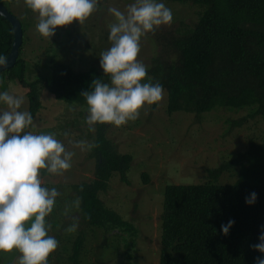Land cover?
Listing matches in <instances>:
<instances>
[{
    "label": "trees",
    "instance_id": "1",
    "mask_svg": "<svg viewBox=\"0 0 264 264\" xmlns=\"http://www.w3.org/2000/svg\"><path fill=\"white\" fill-rule=\"evenodd\" d=\"M13 1L17 0H0L8 9ZM167 1L199 8L191 24L183 22L174 31L158 27L150 32L157 47L153 48L155 53L146 70L149 82L161 84L166 92L167 113H195L200 120L213 109L247 110L245 115L230 119L232 128L258 117L264 120V0ZM22 25L24 37L16 64L2 71L0 78L16 77L26 87L33 125L24 131L31 132L44 107L43 88L56 99L79 106L86 121L88 105L81 93L91 91L95 79L110 83V76L97 66L77 72L73 68L77 60L57 61L52 52L47 55V74L28 76L24 52L27 29ZM12 42V25L0 15V56L7 57ZM18 66L20 76L16 74ZM77 123L74 121V125ZM98 126L96 132L88 128L95 145L89 155L96 159L95 178L73 185L84 226L76 229L78 233L73 238L65 239L63 233L56 235L63 264L84 262L86 241L97 229L103 230L106 242L111 232L120 238L126 232L132 238L138 235L134 224L100 196L109 189L114 176L130 183L128 173L134 157L117 150L106 136L107 123ZM207 172L204 182L166 185L159 223V264H256L257 257L264 258V253L251 247L260 243L264 233V133L250 137L245 150L207 168ZM224 175L234 180L223 181ZM143 176L148 182V174ZM252 193H256V200L248 204L246 198ZM229 220L235 223L225 235L221 225H227ZM105 240L100 248L106 246ZM124 245L126 257L133 261L132 247Z\"/></svg>",
    "mask_w": 264,
    "mask_h": 264
},
{
    "label": "rangeland",
    "instance_id": "2",
    "mask_svg": "<svg viewBox=\"0 0 264 264\" xmlns=\"http://www.w3.org/2000/svg\"><path fill=\"white\" fill-rule=\"evenodd\" d=\"M134 2L135 0H99L97 10L84 24L80 25L74 20L71 24L57 26L55 34L50 38L43 37L36 30L38 13L32 12L24 1L9 3L11 12L27 29L24 52L29 67L28 76L47 74L49 52H52L51 56L55 55L54 59L57 61L77 60L76 66H73L77 72L85 71L91 66L102 69L100 54L111 47L108 38L110 26L116 22L108 8L115 7L126 12L127 6ZM157 2L164 3L173 15L172 23L159 26L161 30L174 31L183 22L191 24L197 18L199 8L194 5L167 0ZM150 37L152 38L148 32L140 39L137 60L145 67L155 53L153 48L157 47ZM62 39V43H59ZM88 44L90 48H87ZM16 74L20 76V66L16 69ZM2 79L0 78V93L7 91L21 97L23 103L19 110L28 111L26 87L16 77ZM149 81L147 75L142 82ZM166 98L164 91L161 101L145 104L134 121L130 120L120 127L108 124L106 136L115 143L120 153H130L134 159L128 173L130 183L114 176L109 189L101 192L100 196L105 204L134 224L138 235L137 238H132L126 232L120 238L111 232L107 234L106 242L103 230L97 229L95 235L86 241L82 264H98L99 261L103 264H159V223L166 185L204 182L207 179V168L216 167L245 150L250 137L264 133V120L259 117L251 119L242 127H231L230 119L245 115L247 110L213 109L197 120L195 113L176 111L168 114ZM42 99L44 107L37 115L31 132L52 134L65 145L67 151L74 152L69 170L59 175L41 170L40 176L42 186L56 188L59 192L52 212L46 217V225L50 226L48 234L56 238V235L63 233L65 239H69L77 235V228L81 230L84 226L73 185L95 178L96 167V159L89 156L91 149L82 151L73 147L72 142L86 141L93 144V138L88 124L80 114L79 106L56 99L45 88L42 89ZM4 110H7V106L0 103V112ZM76 120L78 123L74 125ZM98 127L96 124L92 132H96ZM144 173L148 174V182L144 181ZM224 176L223 181L234 180L228 178L229 175ZM73 224L77 225L76 229L69 231ZM104 240L106 246L100 248ZM125 243L132 247L130 252L133 254V261L126 257ZM56 252L57 249L49 255L48 264H63L62 257ZM20 255L16 249L0 250V264H19Z\"/></svg>",
    "mask_w": 264,
    "mask_h": 264
},
{
    "label": "clouds",
    "instance_id": "3",
    "mask_svg": "<svg viewBox=\"0 0 264 264\" xmlns=\"http://www.w3.org/2000/svg\"><path fill=\"white\" fill-rule=\"evenodd\" d=\"M24 3L38 13L36 30L50 38L57 26L74 20L84 24L97 10L99 0H24ZM108 12L116 22L110 26L111 47L101 52L100 66L110 76V83L95 79L93 89L81 93L88 105L86 123L91 130L96 124L120 127L134 121L145 104L157 103L164 95L161 84L142 82L148 73L137 57L143 35L172 23L171 9L157 0H135L126 12L115 7H109ZM6 65V57L0 56V66ZM0 103L7 106V110L0 112V250H18L19 264H48V257L59 242L48 234L46 217L52 212L59 192L42 186L41 170L62 174L71 168L74 152L67 151L52 134L24 131L33 125V116L19 110L21 97L5 91L0 93ZM72 143L82 151L95 147L86 141ZM255 200L256 193H252L245 202L253 204ZM234 223L229 220L227 225H221L223 234L227 235ZM76 227L73 224L68 230L74 231ZM259 240L251 247L264 253V233ZM256 264H264V258L257 257Z\"/></svg>",
    "mask_w": 264,
    "mask_h": 264
},
{
    "label": "water",
    "instance_id": "4",
    "mask_svg": "<svg viewBox=\"0 0 264 264\" xmlns=\"http://www.w3.org/2000/svg\"><path fill=\"white\" fill-rule=\"evenodd\" d=\"M0 15L9 21L13 28L12 48L6 57L7 65L0 66V73H1L2 71L10 69L15 66L17 58L19 56L21 45L23 43L24 30L21 20L1 2H0Z\"/></svg>",
    "mask_w": 264,
    "mask_h": 264
}]
</instances>
